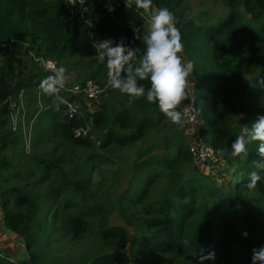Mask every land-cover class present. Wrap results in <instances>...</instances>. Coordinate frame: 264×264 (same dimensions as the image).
I'll use <instances>...</instances> for the list:
<instances>
[{
	"label": "trees",
	"instance_id": "1",
	"mask_svg": "<svg viewBox=\"0 0 264 264\" xmlns=\"http://www.w3.org/2000/svg\"><path fill=\"white\" fill-rule=\"evenodd\" d=\"M184 1L153 0V4L167 7L173 12L180 10ZM219 2L225 13L216 19V23L210 24L211 18L206 13L190 17L179 14L176 25L184 45L183 58L195 63L190 79L199 134L220 158L227 172L229 170L230 180L226 188L220 187L207 173L199 170L187 177L186 171L194 160L181 133L184 127L171 124L155 104L139 100L129 104L127 95L108 87L103 96L105 100L95 113L90 114L85 106L89 102L82 101L79 102L80 115L71 120L65 119L63 123L57 121L62 117L63 105L59 111L52 105L45 113L54 119V129L62 130L66 138L83 147H94L95 144L90 139L73 138L72 131L84 126L85 121L90 119L93 127L102 133L98 143L100 151L111 144L119 147L131 145L140 141L146 133L158 132L163 128L179 133L173 144V153L152 155L142 163L145 168L164 166L174 197L164 200L156 214L143 218L129 216L118 206L121 220L133 230L131 237L124 227L110 225L109 210L102 201L86 202L87 198L92 197L85 192L77 178L71 181L63 178L64 186L70 185L86 197L84 202L88 209L97 216L98 234L103 244L111 250L86 264H161L150 259L169 253L173 254L172 259L165 264H193V258L200 263L201 254L207 256L214 252L216 257L223 245L213 234L212 225L215 222L226 232L240 228L243 231L241 245L237 249L236 246L227 247L224 260H205L204 264H247L252 260L253 251L264 247V234H257L251 217L236 207V202L242 205L247 202V192L256 191L264 195V176L255 188L246 187L250 172L255 170L254 162L260 159L258 142L247 144L248 155L243 159L233 157L230 149L235 137L241 134L237 126L239 113L245 115L243 126H251L258 117L264 116V110L253 111L255 105L264 102V0ZM89 5L95 6L96 0H91ZM30 8L32 10H28ZM109 8L114 11H109ZM135 8L133 4L125 7L119 0L101 1L94 9L92 28H89L85 22L71 20L64 0H0V46L13 44L15 40L22 41L28 43L26 55L35 52L58 63L67 54H94L96 57L95 43L106 39L119 42L123 38L126 46L139 48L138 55H142L145 51L144 36L135 39L130 28V24L139 26L141 22ZM243 12L254 18H262V22L250 26L244 22ZM96 31L106 36L98 37ZM98 63L105 70L106 81V63ZM11 65V60L0 64V140L4 138V142L0 141V182L2 172L10 167L3 155L5 139L11 132L8 129L9 103L4 104V101L16 98L22 89L39 87L40 82L47 77L44 72L42 77H31L21 72L14 76ZM93 78H96V74ZM141 83L146 88L150 86L148 81ZM40 95L45 105L53 104L50 97L41 92ZM220 149L225 151L223 156L219 155ZM35 161L45 168L61 170V160L39 158ZM61 175L64 177L65 172L61 171ZM0 196L5 209L2 219L4 226L20 238L29 251L35 241L32 229L36 222L35 202L17 187L0 188ZM199 205L205 214L202 228L191 237L187 248L182 250L175 242L176 218L182 220L192 217ZM19 208H23V212L17 211ZM166 210L174 213V217L167 215ZM83 225L80 217L67 221V226L75 236L80 235ZM0 264L21 263L0 255Z\"/></svg>",
	"mask_w": 264,
	"mask_h": 264
},
{
	"label": "rangeland",
	"instance_id": "2",
	"mask_svg": "<svg viewBox=\"0 0 264 264\" xmlns=\"http://www.w3.org/2000/svg\"><path fill=\"white\" fill-rule=\"evenodd\" d=\"M100 1L97 2L98 5ZM28 10H32L31 8ZM94 9L90 11L93 15ZM176 20L179 14L194 16L206 13L210 17V24L216 23V19L225 13L219 0H185L180 10H173ZM245 15V21L250 26H256L262 22V18H254ZM213 16V17H212ZM142 19V18H141ZM139 34L147 35L150 24L140 22ZM134 38L135 35L132 32ZM98 37H105L96 31ZM28 43L14 41L13 44L0 46V64L11 60V71L14 76L19 72L34 77H42L43 70L31 57L25 54ZM96 50V49H95ZM97 54V51L95 52ZM67 70L68 82L71 84L83 83L88 79H94L104 84L105 70L99 65L94 54L65 55L62 62H58ZM264 64V62H263ZM96 74V78L93 75ZM17 79L14 80L16 82ZM104 97L87 103L90 114L100 110ZM142 102L146 98L136 99ZM9 103L8 134L5 139L3 155L10 163V167L1 174L0 188H19L29 196L36 204V222L32 229L35 241L28 251L22 241L11 233L3 224L4 208L0 196V255L10 261L21 264H86L99 255L111 252L103 244L97 230V216L88 209L84 202V196L75 191L70 185H63V178L71 181L77 178L87 194L86 202L102 201L108 208L110 225L124 227L129 236L133 230L121 220L118 214V206H121L126 214L132 217H149L158 211L161 203L174 197L171 189L167 170L163 165L153 168H145L142 163L152 155L173 153V144L179 136L178 131L170 132L163 128L158 132H148L138 142L127 146L109 145L105 150L98 149L101 131L93 127L91 120L84 123L88 132L84 139H90L95 146L83 147L74 144L71 139L65 137L60 129H54V119L45 114L53 104L43 103L39 87L34 89H22L16 98H9L4 104ZM253 111H263L264 102L255 105ZM63 113V112H62ZM245 115L239 113L237 126L241 129ZM67 120V119H66ZM63 123L65 118L57 119ZM80 127V126H78ZM76 127V128H78ZM186 129L181 132L186 138ZM4 139V138H3ZM0 140L4 142V140ZM169 147H167V146ZM36 159L61 160V170L45 168ZM221 161L213 172L204 171V167L193 163L186 171L187 177L195 170L207 172L220 187L226 188L229 182V170L221 167ZM65 172V176L61 175ZM264 176V173H262ZM247 202L242 205L236 202L238 209H243L252 219L254 231L264 234V195L256 191L245 194ZM8 206L7 208H9ZM17 211L23 212V208ZM165 213L174 217V213L166 210ZM73 217H80L84 222L82 232L75 236L67 221ZM204 210L198 206L194 215L182 220L176 218L175 242L182 250L189 245L191 237L202 228L204 222ZM213 234L223 245L218 249L214 261L224 260L227 247H240L243 231L238 228L235 231L226 232L215 222L212 225ZM188 242L187 244L185 242ZM173 254H164L152 257L158 263L165 264L172 259ZM252 260L247 264H251ZM193 264H200L193 258Z\"/></svg>",
	"mask_w": 264,
	"mask_h": 264
},
{
	"label": "clouds",
	"instance_id": "3",
	"mask_svg": "<svg viewBox=\"0 0 264 264\" xmlns=\"http://www.w3.org/2000/svg\"><path fill=\"white\" fill-rule=\"evenodd\" d=\"M133 3L151 21L150 30L143 37L144 53L138 55L139 48L126 46L123 38L119 42L106 39L93 45L97 51L95 59L106 63L108 87L127 95L129 104L134 103L136 99L146 98L149 104L156 105L171 124L182 128L185 124V114L178 109L190 98L189 78L194 72L195 63L183 58L184 45L173 12L167 7H154L153 0H125L126 7ZM109 11L114 9L109 8ZM136 32L135 39H141L138 29ZM47 63L52 74L40 82L39 90L52 99L55 110L59 111L61 105L69 103L61 95L66 89L69 77L63 66L57 67L53 61ZM143 81H148L150 86L146 88L141 83ZM73 91L78 92L79 86ZM249 142H258L257 151L260 156V159L254 162L255 170L250 172L246 185L248 189H253L262 180L261 174L264 173V116L258 117L251 126H241V134L231 143V155L246 158ZM224 154L225 151L220 149L219 155ZM244 235L247 236V233ZM215 258L214 252L207 256L201 254L200 264H204L205 260L214 261ZM251 264H264V247L253 251Z\"/></svg>",
	"mask_w": 264,
	"mask_h": 264
},
{
	"label": "built area",
	"instance_id": "4",
	"mask_svg": "<svg viewBox=\"0 0 264 264\" xmlns=\"http://www.w3.org/2000/svg\"><path fill=\"white\" fill-rule=\"evenodd\" d=\"M98 1L110 2L113 0H96V4ZM65 5L68 9L69 15L72 21L85 22L89 28H92L91 19L92 13L90 11L95 9L97 5L91 7L89 3L91 0H64ZM121 4L126 7L125 0H119ZM133 5H135L133 3ZM154 7L159 8L153 4ZM130 7V6H128ZM135 11L138 13L140 20L143 23L150 24V18L146 15L142 14V10L135 8ZM76 18V19H75ZM142 18V19H141ZM177 27V25H176ZM130 28L134 35L137 34L136 30L138 26H134L130 24ZM91 35V33H89ZM31 57L37 64L41 67L43 72L48 76L51 73V70L48 67V61H53L57 67H59L58 63L55 60L44 57L42 55H37L35 52H30ZM185 61L186 58L184 59ZM108 81V71L107 78L104 84L96 83L92 79H88L83 83H75L71 84L67 82L66 89L62 91L61 95H63L67 100L68 104L63 105V117L67 120H71L80 115V106L79 102H92L96 101L99 98L103 97L106 94L108 89L107 85ZM79 86V91L75 92L73 89ZM188 92L190 98L183 102L181 112L185 114V124L183 127L186 129V144L189 150L190 155L192 156L195 163L202 165L205 170H209L207 172H213L215 167L219 164L220 158L215 154L213 149L206 144L199 134V121L197 116V110L195 106V100L193 97V85L191 84V79L189 78V87ZM88 132V129L84 126H80L78 128H74L73 138L79 139L84 138Z\"/></svg>",
	"mask_w": 264,
	"mask_h": 264
},
{
	"label": "crops",
	"instance_id": "5",
	"mask_svg": "<svg viewBox=\"0 0 264 264\" xmlns=\"http://www.w3.org/2000/svg\"><path fill=\"white\" fill-rule=\"evenodd\" d=\"M221 167H222V165H221ZM224 169H225V168H224ZM204 171H205V169H204ZM204 171H203V172H204ZM225 171H226V169H225ZM205 173H207V172H205ZM207 174H208V173H207Z\"/></svg>",
	"mask_w": 264,
	"mask_h": 264
}]
</instances>
